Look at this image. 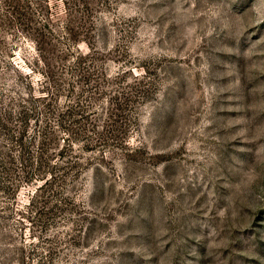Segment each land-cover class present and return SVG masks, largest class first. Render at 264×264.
I'll return each mask as SVG.
<instances>
[{"label": "rangeland", "instance_id": "rangeland-1", "mask_svg": "<svg viewBox=\"0 0 264 264\" xmlns=\"http://www.w3.org/2000/svg\"><path fill=\"white\" fill-rule=\"evenodd\" d=\"M0 264H264V0H0Z\"/></svg>", "mask_w": 264, "mask_h": 264}]
</instances>
